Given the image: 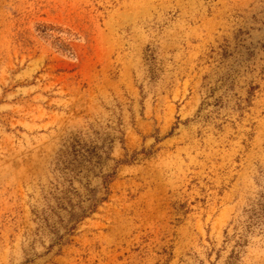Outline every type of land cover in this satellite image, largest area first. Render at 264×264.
<instances>
[{
	"label": "rangeland",
	"instance_id": "rangeland-1",
	"mask_svg": "<svg viewBox=\"0 0 264 264\" xmlns=\"http://www.w3.org/2000/svg\"><path fill=\"white\" fill-rule=\"evenodd\" d=\"M0 264H264V0H0Z\"/></svg>",
	"mask_w": 264,
	"mask_h": 264
},
{
	"label": "bare ground",
	"instance_id": "bare-ground-1",
	"mask_svg": "<svg viewBox=\"0 0 264 264\" xmlns=\"http://www.w3.org/2000/svg\"><path fill=\"white\" fill-rule=\"evenodd\" d=\"M185 1V0H184ZM215 4V3H214ZM191 5V4H190ZM182 6H184V5H182ZM234 6V5H233Z\"/></svg>",
	"mask_w": 264,
	"mask_h": 264
}]
</instances>
